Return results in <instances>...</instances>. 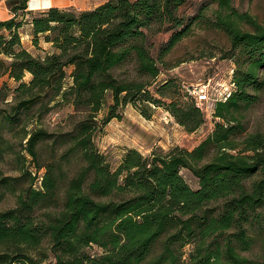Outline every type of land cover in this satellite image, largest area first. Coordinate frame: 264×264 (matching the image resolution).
<instances>
[{
    "label": "trees",
    "instance_id": "obj_1",
    "mask_svg": "<svg viewBox=\"0 0 264 264\" xmlns=\"http://www.w3.org/2000/svg\"><path fill=\"white\" fill-rule=\"evenodd\" d=\"M214 1L218 7L210 16L205 5L181 15L186 0H108L94 10L40 11L30 21L33 42L38 45L43 37L53 51L39 57L23 46L19 34L24 25L19 15H25L28 0H20L13 7L16 14L0 21V75L18 82L26 72L32 75L18 87L27 95L18 110L52 92V100L60 96L85 114L66 134L73 141L69 152L79 151L84 165L67 184L63 208L45 211L43 219L35 216L58 194V179L47 168L41 188L32 182L17 196L15 207L0 210V264H42L31 252L45 240L55 264H182L187 245L193 246L188 264H253L241 251L256 243L250 233L254 226L263 236L264 251V133H248L242 120L264 86V24L240 12L232 0ZM197 24L226 33L238 63L234 93L215 103V129L191 151L176 147L144 156L131 148L113 169L95 135L120 117L118 109L125 104L151 101L147 88L160 73L158 60ZM173 29L156 58L150 39ZM129 61L135 75L119 77L116 70ZM69 66L74 67L73 84L64 89ZM168 87L171 81L162 85ZM107 92L114 104L99 120ZM170 106L188 131L204 124V111L194 97L188 107ZM141 111L151 117L147 109ZM48 134H31L30 154H37L36 145ZM183 169L198 178L199 189L186 182ZM17 179H0V184ZM92 245L102 253L88 252Z\"/></svg>",
    "mask_w": 264,
    "mask_h": 264
},
{
    "label": "rangeland",
    "instance_id": "obj_2",
    "mask_svg": "<svg viewBox=\"0 0 264 264\" xmlns=\"http://www.w3.org/2000/svg\"><path fill=\"white\" fill-rule=\"evenodd\" d=\"M2 1L0 0V4ZM13 1L15 0L8 1V6ZM232 3L240 12H249L260 24H264V0H232ZM204 5L209 16L218 7L214 0H186L179 11L181 15L192 14ZM39 12L38 10L36 14L31 13L29 17L19 15V20L24 17V25L19 29L23 46L38 57L53 51L52 44L46 42L43 37L38 45L33 42V26H30L27 20H31ZM6 16V8L0 5V21ZM173 31L174 29L164 30L150 39V49L156 58L159 56L160 47L170 40ZM231 49L229 37L223 31L207 28L203 24L193 25L190 34L158 60L160 73L147 88L151 101H145L141 106L131 102L125 104L118 109L120 117L115 116L102 125V129L95 135L98 149L107 155L111 167L116 169L124 154L131 148L137 149L144 156H152L153 152L161 154L176 147L191 151L202 143L219 121L213 115L215 100L219 99L222 93L220 91L229 84L232 72L238 67ZM134 68L133 62L129 61L118 68L116 74L121 78L133 77ZM73 69V66L67 68L64 89H69L73 84ZM260 76L264 80V68ZM31 78L30 72H26L19 82L8 74L0 75V179L18 178L8 184H0V210L15 207L18 203L17 196L28 189L32 182L33 187L41 188L43 175L47 168H50L58 179L59 188L52 205L36 210L35 216L43 219L46 217L45 211H58L63 208L67 184L84 165L79 151L69 152L73 141L66 134L75 128V124L82 120L85 114L76 111L71 102L62 101L60 96H55L52 100V92L30 106L18 110L19 102L27 96L25 94L23 97L18 87L21 82L29 83ZM209 79H212L209 90L212 100L200 107L204 111V124L188 131L174 116L170 105L176 103L178 106H190L193 97L190 90ZM167 81L172 82V87L162 88ZM257 94L258 100L243 112L242 120L248 133H264V86ZM106 95L99 120L107 115L109 106L114 104L111 92ZM141 108L147 109L151 117L144 116ZM99 124H102L101 121ZM40 130L46 131L49 136L39 141L36 145L37 154L34 156L27 149V141L31 134ZM181 173L191 188H200L199 180L192 171L183 169ZM250 233L255 236L256 243L250 250L241 253L254 260L253 264H264L263 236L259 234L256 226ZM192 248V245L183 248L182 264L189 263L188 255ZM87 251L97 254L103 250L98 245H92ZM31 253L36 258L43 259L42 264L56 263L48 240L44 241L41 248Z\"/></svg>",
    "mask_w": 264,
    "mask_h": 264
},
{
    "label": "crops",
    "instance_id": "obj_3",
    "mask_svg": "<svg viewBox=\"0 0 264 264\" xmlns=\"http://www.w3.org/2000/svg\"><path fill=\"white\" fill-rule=\"evenodd\" d=\"M8 1L10 0H3L1 2V7L4 5V8H6V17L2 20H6L11 16H14L16 12L14 11L15 6L19 5L20 0L13 1L10 6H8ZM108 0H28L27 7L25 9V16L29 17V14H36V12L39 11H45L53 7H58L60 9H68L73 8L77 11H83V10H94L96 9L100 4L106 2ZM22 14V12H20ZM22 18V17H21ZM31 20H27L29 25Z\"/></svg>",
    "mask_w": 264,
    "mask_h": 264
},
{
    "label": "built area",
    "instance_id": "obj_4",
    "mask_svg": "<svg viewBox=\"0 0 264 264\" xmlns=\"http://www.w3.org/2000/svg\"><path fill=\"white\" fill-rule=\"evenodd\" d=\"M233 72H232V74H233ZM232 74L230 76L231 79L229 81V84L227 86H225L221 91L219 90L222 93H220L219 99L215 100L216 102L219 100H226L234 93L233 91L236 88V84L233 81ZM211 84H212V79H209L204 83L198 84L197 87H193V89L190 90V93L194 97L198 107H201L205 103L212 100L211 95L209 93Z\"/></svg>",
    "mask_w": 264,
    "mask_h": 264
}]
</instances>
